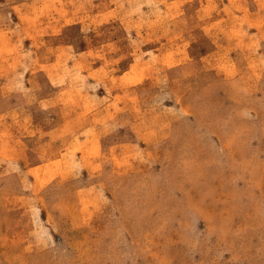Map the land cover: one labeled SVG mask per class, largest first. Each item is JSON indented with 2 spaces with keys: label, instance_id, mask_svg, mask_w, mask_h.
I'll list each match as a JSON object with an SVG mask.
<instances>
[{
  "label": "rangeland",
  "instance_id": "rangeland-1",
  "mask_svg": "<svg viewBox=\"0 0 264 264\" xmlns=\"http://www.w3.org/2000/svg\"><path fill=\"white\" fill-rule=\"evenodd\" d=\"M0 264H264V0H0Z\"/></svg>",
  "mask_w": 264,
  "mask_h": 264
}]
</instances>
